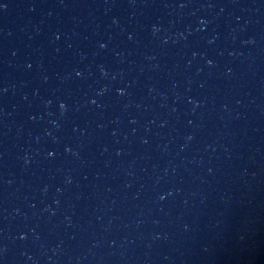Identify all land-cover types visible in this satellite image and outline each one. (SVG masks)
I'll return each instance as SVG.
<instances>
[{"label":"water","instance_id":"1","mask_svg":"<svg viewBox=\"0 0 264 264\" xmlns=\"http://www.w3.org/2000/svg\"><path fill=\"white\" fill-rule=\"evenodd\" d=\"M0 264H264V0H5Z\"/></svg>","mask_w":264,"mask_h":264},{"label":"snow or ice","instance_id":"2","mask_svg":"<svg viewBox=\"0 0 264 264\" xmlns=\"http://www.w3.org/2000/svg\"><path fill=\"white\" fill-rule=\"evenodd\" d=\"M7 4L5 3V0H0V8H6Z\"/></svg>","mask_w":264,"mask_h":264}]
</instances>
